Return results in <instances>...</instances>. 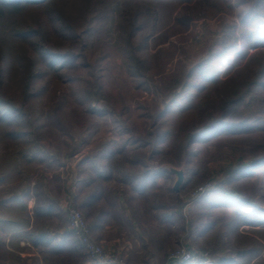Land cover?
<instances>
[{
    "label": "rangeland",
    "instance_id": "obj_1",
    "mask_svg": "<svg viewBox=\"0 0 264 264\" xmlns=\"http://www.w3.org/2000/svg\"><path fill=\"white\" fill-rule=\"evenodd\" d=\"M106 1L109 0L100 2ZM209 1L162 4L164 26L155 34L142 32L145 38L132 57L124 52L119 39L118 24L124 14V2L111 0L103 35L96 39L89 37L87 41L82 34L70 45L74 57L60 59L64 66L60 72L64 81L57 91L60 94L47 103L43 114L28 117L32 128L27 131L31 135L24 139L33 144H28L25 151L39 157L38 168L22 174L18 182L0 185V202L30 194L25 212L29 237L12 246L10 239L0 234V264H96L69 229L64 204L73 199L74 190L65 188V184L70 172L73 174L75 168L81 170V161L87 159L84 167L89 170L91 162L105 154H115L110 165L115 169L136 170L138 166H146L148 173L154 169L167 171V165L184 169L187 182L176 193L182 191L186 199L179 200V211L171 214L173 221L169 226H159L157 231L154 228L159 243L167 250L163 262L156 256L154 264H165L168 255L179 245L191 248L196 256L194 261H199L200 254L207 253L213 264L217 258L225 257L242 264L236 254L240 246L254 240L264 244V219L259 224L246 220L236 226L239 223L237 211L264 212V127L255 126L259 115L246 111L244 102L248 97L229 110L232 120L246 119L248 123L243 131H219L184 146L175 135L164 139L159 128L171 93L196 63L206 65L209 55L222 52L239 37L241 19L251 16L253 27L264 32V0H231L229 11L220 9L216 13L208 11ZM136 3L133 6L143 8L147 3L154 6L145 1ZM54 6H62V3ZM10 10L14 18L42 15L36 7ZM4 12L11 15L9 10ZM257 69V66L242 68L227 83L207 88V98L198 103L191 118L183 121V127L193 131L220 116L228 97H234L235 88ZM224 73L220 77L224 78ZM6 77L8 85L18 84L19 89L28 82L22 66ZM41 84L42 80H34L30 86L37 88ZM78 86L93 91L96 103L82 102L74 94ZM64 91L77 100L69 102L62 95ZM255 96L258 100L264 99V87L260 86ZM255 104L254 107L259 106L258 102ZM21 109L29 112L27 106ZM9 145L8 140H0V163L11 149ZM257 160L260 162L243 172V166ZM205 184L210 185L197 194L196 189ZM163 190L174 193L170 181L157 187V191ZM162 199L158 200L160 206L168 202V205L177 204L173 198ZM187 203L190 208H183ZM204 227L206 233L201 235ZM257 229L262 234H257ZM35 236L44 239L35 245L31 240ZM109 250L129 264L124 255ZM253 262H264V249Z\"/></svg>",
    "mask_w": 264,
    "mask_h": 264
},
{
    "label": "trees",
    "instance_id": "obj_2",
    "mask_svg": "<svg viewBox=\"0 0 264 264\" xmlns=\"http://www.w3.org/2000/svg\"><path fill=\"white\" fill-rule=\"evenodd\" d=\"M100 1L0 0V140H8L11 147L4 154L0 163V185L18 182L22 174L35 172L38 168L39 157L35 153L25 151L28 144H33L24 139L26 135H31V132L27 131L32 128L28 117L43 114L47 103L60 94L57 91L62 88L64 81L62 73H60L64 66L60 63V59L68 56L74 57L69 47L80 39L82 34L86 36L87 41L89 37L96 39L103 35L111 0L104 4ZM122 1L124 2V14L118 24L119 39L124 46V52L126 51L133 57V52L139 48L145 38L141 33L155 34L164 26L165 16L162 4L184 3L192 0ZM135 1L150 2L154 6L147 3L148 6L143 8L135 7L133 6L134 3L137 4ZM55 3H62V6L53 7ZM22 6L39 8L42 15L29 18L12 17L10 9ZM231 8V0H210L208 3L210 13H216L220 9L229 11ZM7 10L11 12L10 16L8 12H4ZM70 13L73 14L69 17ZM238 26L239 37L231 45L225 47L222 52L209 55L206 58V65L196 63L187 72L186 79L171 93L159 122V128L165 136L164 139L175 135L184 146H189L219 131L240 132L245 130V123H248L246 119L232 120L229 110L235 103H240L247 97L248 101L244 102L246 111L259 115L255 126L262 124L264 127V118H262L264 116V99L258 100V97L255 96V91L260 86L264 87V32L253 27L251 16L241 19ZM21 66L27 72L28 82L19 89L18 84L15 87L8 85L5 78L16 70L18 71ZM250 66H257L258 69L250 72L249 79H245L243 84L235 88L234 97H230L231 99L228 97L225 110L220 116L210 119L206 124L193 131L183 127V121L191 118L199 106L198 103L207 98V88L214 89L221 83H227V80L231 79L240 69ZM222 73L225 74L224 78L220 77ZM34 80H42V84L37 88H31L30 84ZM66 91L68 90L66 89ZM74 91V94H77L82 102H87L88 105L96 103L93 91L80 86L77 87V92ZM62 95L66 99L68 98L69 102L77 100V97L71 99L69 92L64 91ZM255 102H258L259 106L254 107ZM22 106H27L29 112L20 110ZM11 126H14L15 129H10ZM257 162L260 161L257 160L250 165L243 166V172L250 170ZM29 198L30 194L26 193L22 197L15 196L0 202V234L7 236L12 246L23 238L29 237L27 233L29 224L25 219ZM236 215L239 217V221L237 220L239 223H236L237 227L246 220L259 224L258 222H262L264 219V212L254 209L246 212L237 211ZM256 231H259L257 234L261 233L260 229ZM262 236L264 238V234ZM43 239L42 236H35L31 240L36 245ZM263 249L264 244L258 240H254L246 246H240L236 253L238 261H241L242 264H264V262L252 263V259L259 255ZM226 263L236 264L237 262L225 257L217 258L214 264Z\"/></svg>",
    "mask_w": 264,
    "mask_h": 264
},
{
    "label": "crops",
    "instance_id": "obj_3",
    "mask_svg": "<svg viewBox=\"0 0 264 264\" xmlns=\"http://www.w3.org/2000/svg\"><path fill=\"white\" fill-rule=\"evenodd\" d=\"M115 158V154L101 155L96 162H91V174L84 167L87 166V159L81 161V170L75 168L73 174L70 172L65 188H73L72 200L82 210L90 226L91 237L96 242L121 253L129 264H154L156 256L161 257L163 262L167 250L159 243L154 228L157 231L159 226L165 228L170 225L173 221L171 214L179 211V200H185L186 195L182 191H157V187L166 181H170L172 186L176 179L167 167V171L154 169L149 173L146 166H138L136 170L125 167L115 169L110 166ZM186 182L185 174L181 190ZM165 196L169 200L173 198L177 204L168 205V202L160 206L158 200H163ZM185 207L190 208V203ZM204 228L200 231L201 235L206 233ZM150 230L153 233H149ZM176 231L178 234L177 228ZM194 262L213 264L202 260Z\"/></svg>",
    "mask_w": 264,
    "mask_h": 264
},
{
    "label": "built area",
    "instance_id": "obj_4",
    "mask_svg": "<svg viewBox=\"0 0 264 264\" xmlns=\"http://www.w3.org/2000/svg\"><path fill=\"white\" fill-rule=\"evenodd\" d=\"M210 184H205L196 189L195 192H203ZM64 208L66 211L69 229L75 234L78 242L83 247L89 257L98 264H126L118 254L106 249L102 244L96 242L91 237V230L83 212L78 208L72 199H68ZM193 251L185 245L177 246L167 257L165 264H185L195 260ZM206 263L210 262L207 253H202L198 257Z\"/></svg>",
    "mask_w": 264,
    "mask_h": 264
},
{
    "label": "water",
    "instance_id": "obj_5",
    "mask_svg": "<svg viewBox=\"0 0 264 264\" xmlns=\"http://www.w3.org/2000/svg\"><path fill=\"white\" fill-rule=\"evenodd\" d=\"M167 169L174 173L176 176V179L172 185V190L175 192L179 191L180 188L182 187V184L184 183L185 180V172L183 168H177L171 165H167Z\"/></svg>",
    "mask_w": 264,
    "mask_h": 264
}]
</instances>
